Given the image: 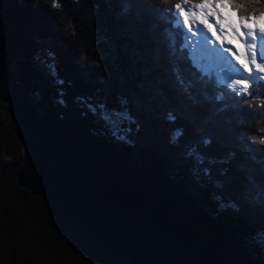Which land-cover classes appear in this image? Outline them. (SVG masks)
Listing matches in <instances>:
<instances>
[{"label": "trees", "instance_id": "16d2710c", "mask_svg": "<svg viewBox=\"0 0 264 264\" xmlns=\"http://www.w3.org/2000/svg\"><path fill=\"white\" fill-rule=\"evenodd\" d=\"M125 2L132 9L122 15ZM58 3L61 7L44 0H2L1 4L9 76L42 128L154 212L167 214L201 235L230 264H264V244L259 242L264 209L239 200L241 174L236 161L198 166L186 155L188 146L202 138L212 143L200 151L218 160L230 151L237 153V161L246 149L259 151L264 147L259 143L264 139V97L216 101L214 96L227 89L213 79L206 85L208 98L194 104L176 88L169 71L173 58L166 30L176 33L178 48L182 40L170 20L181 0ZM229 7L241 18L264 14V0H237ZM48 62L55 63L63 85L45 67ZM181 63L188 67L187 60ZM256 87H264V81ZM61 89L66 106L57 103ZM78 96L90 97L93 104L103 102L109 110L127 111L132 119L121 125L130 129L127 140L114 138L99 110L94 116L76 101ZM138 110L163 130L167 147L179 153L181 163L171 175L126 166L133 149L128 144L131 130L144 122ZM169 112L177 117L175 122L167 119ZM176 128L184 131L178 144L171 140ZM15 130L0 102V264H127L62 222L45 199L18 184L23 154ZM197 167H211L216 173L229 168L228 175L221 177L238 194L232 199L259 216L248 215L243 207L239 212L219 209L212 198L219 193L202 181L206 177L193 175ZM191 179L203 182L200 192L184 188L183 183Z\"/></svg>", "mask_w": 264, "mask_h": 264}, {"label": "water", "instance_id": "95a60500", "mask_svg": "<svg viewBox=\"0 0 264 264\" xmlns=\"http://www.w3.org/2000/svg\"><path fill=\"white\" fill-rule=\"evenodd\" d=\"M0 0V101L23 153L20 186L56 216L127 264H230L194 230L98 173L49 135L18 95L9 73Z\"/></svg>", "mask_w": 264, "mask_h": 264}, {"label": "snow or ice", "instance_id": "6c2138e0", "mask_svg": "<svg viewBox=\"0 0 264 264\" xmlns=\"http://www.w3.org/2000/svg\"><path fill=\"white\" fill-rule=\"evenodd\" d=\"M189 2L190 0H182L184 4H188ZM199 2L201 8H208L209 14L215 15L218 11L223 16V20H221L220 15H217L216 22L221 25L222 29L228 30L226 43L231 46L235 42L241 56H243L245 51V44L239 41L240 37L246 36L243 29L255 30L258 28L261 33H264V14L260 15L259 18L252 16L250 20H241L237 13L229 7L236 3L237 0H199ZM213 4L217 6L216 9L211 7ZM53 7H61L58 0H53ZM174 7L179 11L173 12V19L170 20V23H174L175 29L179 30V39L182 42L179 43L178 48V37L176 33L171 30H166V32L168 39L171 41L170 55L173 58L169 71L176 88L194 104L200 103L202 98L204 100L208 98L206 85L211 83L213 79L217 86H223L224 89H227L223 94L214 96L216 101H224L226 97H237V102H240V100L247 102L248 96L264 97V87H261L259 90L256 87L261 81H264V76L254 74L249 63L245 60H239V57H237L244 72L247 73V76H243L229 62L228 55L224 54L230 52V48L222 49L220 46H212V38L219 41L220 45L225 43V40L217 34L213 23L206 19L203 14L198 17L200 24L206 26V32L204 28L190 25L188 11L181 7V3H176ZM131 9L132 5L125 2L122 5L121 14L127 15ZM181 17H183V20L180 19ZM208 33H211V35L209 36ZM235 33H239V37ZM132 37L135 39L136 34L132 33ZM251 38L253 41L260 39L254 32L251 34ZM251 46L254 49L252 59L255 61L258 55L255 51L257 45L252 43ZM136 51L133 50L134 55ZM232 55L235 56V53H232ZM259 55L264 57V52H261ZM183 60H187V68L182 66L181 62ZM45 67L56 78L57 84L63 85L65 83L59 78L54 62L46 63ZM257 69L259 73H264V67H261L259 64H257ZM233 77L240 78L233 79ZM233 84L242 86V88H233ZM242 92L244 94L243 96H241ZM63 96L64 91L61 89L59 92L60 98L57 100V103L66 106V101L63 99ZM75 99L78 103L87 107L94 116L97 115L99 110V118L105 122L110 134L114 138L120 141L127 140L126 133L130 129L121 127L124 122H130L132 119L127 111L109 110L103 102L93 104L90 102V97L78 96ZM121 102L123 103V100ZM113 116L118 117V119H113ZM167 119L170 122H175L177 117L172 112H169ZM183 135L184 131L182 128L174 129L171 132L172 142L178 144ZM211 143V139L202 138L198 144L189 145L186 152L187 157L194 158L198 166L204 164L214 165L217 163L232 164L236 161V171L241 174V193L239 200L247 204H258L261 209H264V147L259 151L246 149L241 153L238 161L235 151L228 152L222 160H218L200 151L201 147L206 148ZM259 143L264 145V139H261ZM192 172L195 177L202 175L208 178V180L212 181L216 189H223L225 187V181L220 179L212 180L211 167H204L202 169L197 167ZM228 173L229 168H220L217 172L218 176H227ZM212 198L217 201L218 207L221 210L232 209L237 212L241 210V203L237 199H228L225 201L224 197L219 194H213ZM259 235V242L264 244V231Z\"/></svg>", "mask_w": 264, "mask_h": 264}, {"label": "rangeland", "instance_id": "374dc122", "mask_svg": "<svg viewBox=\"0 0 264 264\" xmlns=\"http://www.w3.org/2000/svg\"><path fill=\"white\" fill-rule=\"evenodd\" d=\"M44 1H49L53 3V0H44ZM181 7L188 11V19H189L190 25L199 26L201 28H204V30L207 32L206 26L203 24H200V21L198 19V17L201 14H203V16L206 19H208L211 23H213L215 30L217 31V34L222 39L225 40V43L223 45H220L219 41H216L215 38H212V46H220L222 49L230 48L231 51L226 52L224 54L228 55L229 62L236 69H238L243 76H247V73L244 72L239 61L237 60V57H239V60L247 61L254 74L264 76V73H259L257 69V64H259L261 67H264V57L259 55L261 52H264V33H261L258 28L255 30L243 29L246 33V36L240 37L239 41L240 43L245 44V51H244L243 56H241L240 52L237 49L235 42L231 46L226 43V38L228 36V30L222 29L221 25L216 22V16L220 15L218 11L215 15L209 14L207 7L201 8L199 0H195L194 2H189L188 4L182 3V0H181ZM211 7L213 9L217 8L215 4L211 5ZM178 11L179 10L176 9V12ZM260 15L261 14H256L253 16H256L257 18H259ZM251 17L252 16L246 17V18H241V17L239 18H241V20L243 19L250 20ZM180 19L183 20V17H181ZM220 19L223 20L222 15H220ZM253 32L258 37H260V39L253 41L251 38V34ZM208 35L210 36L211 33H208ZM235 35L239 37V33H235ZM252 43H255L257 45V48L255 49V51L258 53V55L255 61H253L252 59V54L254 51V49L251 46ZM232 53H235V56H233ZM237 78H240V77H233V79H237ZM232 86L233 88H242V86L235 85V84H233ZM1 104L5 106V112H6L7 118L10 120L11 124L16 129L15 123L11 120L9 114L7 113L6 105L2 102ZM138 113L142 117V119L144 118L143 119L144 122L141 121L135 124L131 130L132 133L130 135V141L128 142V144L132 146L133 149H132L131 157L128 160V163L126 166H128V169L130 168L138 169V171L142 173L145 172L147 168H149L151 170L155 169L156 171H160L162 172L161 174H164V175H171L172 171L174 173L175 170L179 168V165L181 163L179 153L172 151L167 147L166 141L164 140L163 130L159 129L158 126L152 125V123L148 122L146 116L140 110H138ZM17 138L19 140V137ZM19 143H20V140H19ZM188 177L189 176H187L186 179H188ZM216 179L225 181V179L222 178L221 176H218V174L215 171H212V180H216ZM202 181L203 182L208 181V183L206 184L216 189L213 186L212 181L208 180V178H205L204 180L202 179ZM202 181L194 180V179L186 180L183 183V185H184V188L189 190L190 192L197 193L203 189ZM216 191L227 199L236 198L238 195L235 191H233V188H231L229 184H226V183L223 189H216ZM243 209L250 216L256 217L258 215V214L255 215V213L252 212L250 208L246 209L243 207ZM261 221L263 220L259 219V222Z\"/></svg>", "mask_w": 264, "mask_h": 264}]
</instances>
